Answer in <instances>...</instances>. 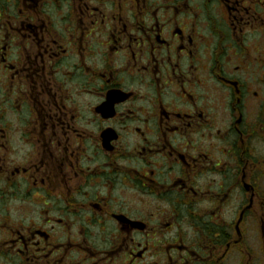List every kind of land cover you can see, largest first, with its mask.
I'll list each match as a JSON object with an SVG mask.
<instances>
[{
  "label": "flooded vegetation",
  "instance_id": "obj_1",
  "mask_svg": "<svg viewBox=\"0 0 264 264\" xmlns=\"http://www.w3.org/2000/svg\"><path fill=\"white\" fill-rule=\"evenodd\" d=\"M0 264H264V0H0Z\"/></svg>",
  "mask_w": 264,
  "mask_h": 264
}]
</instances>
